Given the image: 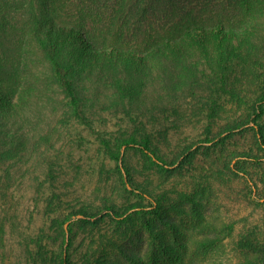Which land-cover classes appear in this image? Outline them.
Segmentation results:
<instances>
[{
    "label": "rangeland",
    "instance_id": "374dc122",
    "mask_svg": "<svg viewBox=\"0 0 264 264\" xmlns=\"http://www.w3.org/2000/svg\"><path fill=\"white\" fill-rule=\"evenodd\" d=\"M259 35L264 58V26ZM199 61L195 85L156 71L135 79L132 93L115 86L124 73L80 72V118L45 61L32 58L26 75L33 83L42 78L33 105L18 121L0 117V264H61L64 241H71V264H98L105 255L132 264L122 248L149 260L154 240L142 216L116 221L109 214L152 203L124 188V164L128 181L161 207L163 217L150 212L148 220L170 241L162 219L182 229L184 264H264V146L245 124L263 92L264 59L245 60L230 88L212 83L214 72ZM130 135H148L165 168L136 149L121 150ZM107 146L122 151V161ZM191 197L200 199V215Z\"/></svg>",
    "mask_w": 264,
    "mask_h": 264
},
{
    "label": "trees",
    "instance_id": "16d2710c",
    "mask_svg": "<svg viewBox=\"0 0 264 264\" xmlns=\"http://www.w3.org/2000/svg\"><path fill=\"white\" fill-rule=\"evenodd\" d=\"M263 26L264 0H223L218 4L215 0H0V117L18 121L33 105L42 81L36 76L33 83L26 75L34 56L45 61L70 110L80 118V72L108 69L114 74L124 73L125 78L115 77V86L132 93L135 79L141 80L147 74L154 77L156 71L162 80L177 84L187 80L195 85L198 75L193 64L198 59L214 72L208 76L212 83L230 88L237 80L236 72L251 62L245 60L255 57L262 63L264 58L256 49L263 40L259 35ZM29 88L30 97L23 101ZM263 117L264 87L245 121L253 124L261 146ZM123 147L140 151L160 167L167 164L152 147L148 135L142 139L133 135L123 138L119 148ZM106 153L122 161V151L107 146ZM118 168L124 188L130 184L133 192L152 203L149 207L131 206L124 213L109 209V214L116 221L142 216L154 240L150 264H184L180 261L182 229L175 221L162 219L173 234L174 240L170 241L158 225L150 222V212L163 217L159 203L151 192L128 181L130 171L125 164ZM190 201L200 215V199L191 197ZM64 244L67 246H63L61 264H71V241ZM120 250L132 264L149 261L141 252ZM170 252L174 258L168 256ZM98 264L124 263L105 255Z\"/></svg>",
    "mask_w": 264,
    "mask_h": 264
},
{
    "label": "water",
    "instance_id": "95a60500",
    "mask_svg": "<svg viewBox=\"0 0 264 264\" xmlns=\"http://www.w3.org/2000/svg\"><path fill=\"white\" fill-rule=\"evenodd\" d=\"M128 187H129V188H131V186H130V185H129ZM67 227H68V224L66 225V228H67Z\"/></svg>",
    "mask_w": 264,
    "mask_h": 264
}]
</instances>
